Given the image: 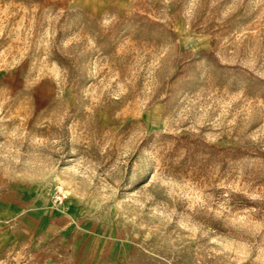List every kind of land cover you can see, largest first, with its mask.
<instances>
[{
	"label": "rangeland",
	"instance_id": "1",
	"mask_svg": "<svg viewBox=\"0 0 264 264\" xmlns=\"http://www.w3.org/2000/svg\"><path fill=\"white\" fill-rule=\"evenodd\" d=\"M0 264H264V0H0Z\"/></svg>",
	"mask_w": 264,
	"mask_h": 264
},
{
	"label": "built area",
	"instance_id": "2",
	"mask_svg": "<svg viewBox=\"0 0 264 264\" xmlns=\"http://www.w3.org/2000/svg\"><path fill=\"white\" fill-rule=\"evenodd\" d=\"M64 198V190L62 187H59L55 194V202L60 204L63 202Z\"/></svg>",
	"mask_w": 264,
	"mask_h": 264
}]
</instances>
